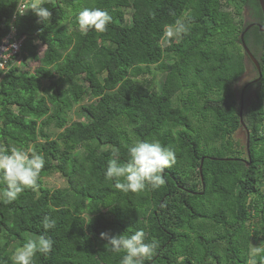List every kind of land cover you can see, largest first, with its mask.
I'll list each match as a JSON object with an SVG mask.
<instances>
[{"label":"trees","instance_id":"trees-1","mask_svg":"<svg viewBox=\"0 0 264 264\" xmlns=\"http://www.w3.org/2000/svg\"><path fill=\"white\" fill-rule=\"evenodd\" d=\"M43 6L52 17L38 23L31 10L14 16L17 0H0V44L13 29L11 42L24 38L22 62L0 68V149L32 145L45 160L37 190H24L10 204L0 197V264H12L14 244L40 236L51 239L52 251L37 252L32 264H120L124 253H113L101 233L138 230L146 242H158L144 264H247L250 248L264 246L259 1L51 0ZM84 8L109 13L105 32H79ZM244 10L247 18L236 19ZM178 19L187 31L163 46V26ZM250 25L245 43L261 66L260 81L241 41ZM152 66L163 76L160 84ZM150 74V83L142 80ZM74 106L83 120L69 119ZM241 115L249 148L246 131L244 147L234 138L245 130ZM137 141L171 148L176 163L165 169L163 186L124 193L105 173L112 150L119 149L123 163ZM54 174L65 188L44 186ZM5 188L0 184V193ZM45 216L55 221L47 231Z\"/></svg>","mask_w":264,"mask_h":264},{"label":"clouds","instance_id":"clouds-1","mask_svg":"<svg viewBox=\"0 0 264 264\" xmlns=\"http://www.w3.org/2000/svg\"><path fill=\"white\" fill-rule=\"evenodd\" d=\"M51 0H17L15 17H22L31 10L37 17L38 23H45L52 17V12L43 5ZM111 16L107 11L99 8H84L77 17L78 30L86 35L90 30L103 33L111 22ZM61 26L60 22H58ZM163 38L171 40L178 38L187 31L181 20L174 24H165ZM112 159L109 160L105 173L106 181H115L114 187L124 193L139 194L151 188L153 190L165 184V169L176 163L175 152L159 142L137 141L128 149V158L120 162L119 149L112 150ZM45 160L42 155L32 149L11 147L0 149V184L6 186L0 193L4 204L14 202L26 189L37 190L38 180L44 168ZM53 211L55 209H52ZM45 231L55 227V221L45 216L41 221ZM102 239H107L113 253H124L120 264H144L151 260L158 248V242L152 240L146 242V234L138 230L134 234H118L110 236L101 233ZM53 242L45 236L38 240H28L22 247L17 248L11 256L12 264H32L36 253L49 254L52 251ZM264 246H252L248 253L247 264H258L256 257L261 256L264 260Z\"/></svg>","mask_w":264,"mask_h":264},{"label":"rangeland","instance_id":"rangeland-1","mask_svg":"<svg viewBox=\"0 0 264 264\" xmlns=\"http://www.w3.org/2000/svg\"><path fill=\"white\" fill-rule=\"evenodd\" d=\"M231 11L234 12V7L231 6ZM131 14H132V11L129 10L127 11V16H126V22L127 23H130L131 22ZM246 14V15H245ZM235 18L236 19H240V18H243V19H246L247 18V12L244 10L242 11V15L241 16H237V14H235ZM70 31L73 30V26L71 24L68 25ZM176 38H172L171 40H175ZM169 39H166L164 38L162 40V45L163 46H166L169 44V42L171 41ZM151 70L153 72V74H157V82L160 84L163 76L161 74H159L158 70L156 69L155 66H152L151 67ZM142 80H146L148 81L149 83L151 82L152 80V74L150 75H143L142 77ZM140 78V79H141ZM250 79V75H246L244 76L243 78L240 79L239 81V87H241L247 80ZM48 84L47 81H44V86H46ZM78 109H79V106H74V108L72 109V111L69 113V119L71 120H83L82 117H80L78 115ZM52 133H54L53 130H51ZM245 130L244 129H240L235 135H234V138L239 141V143L244 147L246 145V134H245ZM30 149H32V145L30 147ZM35 151V150H34ZM36 152V151H35ZM44 182V186L47 187V188H50V189H58V188H65L66 187V183L64 181V179L59 175V174H54V175H51L49 177H46L44 178L43 180ZM264 190V189H263ZM28 236H33L32 234H27ZM35 236V235H34ZM30 239H33V240H36L35 237L31 238ZM18 247H16V244H14L10 249L9 251L11 252V254L13 255L15 250L17 249Z\"/></svg>","mask_w":264,"mask_h":264},{"label":"built area","instance_id":"built-area-1","mask_svg":"<svg viewBox=\"0 0 264 264\" xmlns=\"http://www.w3.org/2000/svg\"><path fill=\"white\" fill-rule=\"evenodd\" d=\"M16 33L13 29L9 36L3 38L0 44V68L2 70H8L10 68V63L20 64L22 62V44L24 38L10 41L15 39Z\"/></svg>","mask_w":264,"mask_h":264},{"label":"water","instance_id":"water-1","mask_svg":"<svg viewBox=\"0 0 264 264\" xmlns=\"http://www.w3.org/2000/svg\"><path fill=\"white\" fill-rule=\"evenodd\" d=\"M259 3H260V6H261V9H262V12H263V15H264V0H258ZM252 26H248L244 32L241 34V41H242V46L244 48V51L245 53L251 58V60L253 61V63L255 64L258 72H259V78L256 80V81H260L262 79V70H261V66L259 64V62L257 61V59L252 55V53L250 52V50L248 49L246 43H245V34L246 32L251 28ZM259 30L264 32V25H259ZM244 93H245V89L243 90L242 92V95H241V111L243 109V106H244ZM240 119H241V124L242 126L245 128V125H244V122L242 120V115L240 116ZM245 131L247 132V136H248V141H247V148H249V131L245 128ZM203 159L201 161V166H200V174L202 175V166H203ZM249 163V162H248ZM250 164V163H249Z\"/></svg>","mask_w":264,"mask_h":264}]
</instances>
